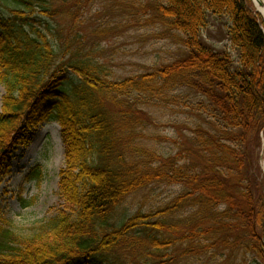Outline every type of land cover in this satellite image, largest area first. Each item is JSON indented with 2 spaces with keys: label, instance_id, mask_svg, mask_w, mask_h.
Listing matches in <instances>:
<instances>
[{
  "label": "trees",
  "instance_id": "obj_1",
  "mask_svg": "<svg viewBox=\"0 0 264 264\" xmlns=\"http://www.w3.org/2000/svg\"><path fill=\"white\" fill-rule=\"evenodd\" d=\"M92 1L0 0L10 8L0 15V181L45 118L60 125L66 162L58 216L30 236L0 220V264H117L130 249L142 264H172L167 251L178 240L188 242L182 255L198 246L212 258L234 253L264 264V182L253 165L264 130L260 16L249 0H149L186 54L119 79L96 59L98 41L78 29ZM65 7L70 31L62 33L47 19ZM214 20L220 48L204 37ZM170 104L204 125L185 138L188 147L175 141L176 151L162 154L141 143V132L149 108ZM152 184L180 192L157 209H120ZM165 229L183 233L167 238Z\"/></svg>",
  "mask_w": 264,
  "mask_h": 264
},
{
  "label": "rangeland",
  "instance_id": "obj_2",
  "mask_svg": "<svg viewBox=\"0 0 264 264\" xmlns=\"http://www.w3.org/2000/svg\"><path fill=\"white\" fill-rule=\"evenodd\" d=\"M59 1V0H57ZM251 8L264 23V16L256 10L253 2ZM152 2V1H151ZM149 0H93L87 5L85 17L78 26L82 34H89L90 41H98L99 51L96 59L106 64L114 78L123 79L142 74L154 66L172 62L186 54L181 43L182 35L170 28L156 17L154 7ZM143 4L144 5L143 7ZM58 7V6H57ZM77 9V6H73ZM80 7V5H79ZM68 7L61 15L51 20L52 26L57 25L69 32L70 19ZM10 8L0 2V15L8 16ZM223 20V19H218ZM204 32L205 39L217 47H222L223 40L221 23ZM99 31V32H98ZM73 34V33H72ZM95 34H99L96 36ZM4 89L0 85V107ZM189 109L169 105L149 108L148 119L141 132V143L159 153L168 154L176 151V142L182 141L188 147L190 132L197 125H204L203 117L197 116ZM34 136V140L31 139ZM261 145L256 150L254 166L258 182H264V130L260 134ZM254 167V168H255ZM66 168L64 144L60 135L58 121L45 118L32 131L28 143L18 147L10 157L8 174L0 181V220L10 219L17 234L30 236L56 216L63 208L59 183L61 171ZM252 168V169H254ZM255 170V169H254ZM29 173V175H28ZM29 176L30 181H27ZM39 180V181H38ZM33 181L37 182L34 183ZM264 184L262 183V187ZM180 192L177 185L152 184L140 189L123 203L121 210L131 214L137 209H157L164 206ZM30 206L24 200H33ZM168 227V225H167ZM167 238L174 234H182L183 230L171 233L164 230ZM187 241H179L171 246L167 253L172 252L175 260L172 264H257L250 257L234 254L221 259L211 257L209 250L198 246L191 255H182ZM130 249L117 254V264H142Z\"/></svg>",
  "mask_w": 264,
  "mask_h": 264
},
{
  "label": "bare ground",
  "instance_id": "obj_3",
  "mask_svg": "<svg viewBox=\"0 0 264 264\" xmlns=\"http://www.w3.org/2000/svg\"><path fill=\"white\" fill-rule=\"evenodd\" d=\"M259 13L264 16V0H251ZM34 140V136L31 138Z\"/></svg>",
  "mask_w": 264,
  "mask_h": 264
}]
</instances>
